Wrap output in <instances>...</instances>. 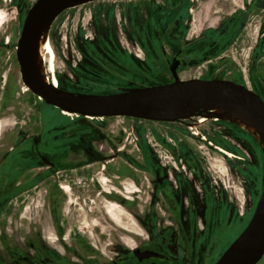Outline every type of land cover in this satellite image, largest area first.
<instances>
[{"label":"rangeland","instance_id":"374dc122","mask_svg":"<svg viewBox=\"0 0 264 264\" xmlns=\"http://www.w3.org/2000/svg\"><path fill=\"white\" fill-rule=\"evenodd\" d=\"M35 1L0 0V74L9 73L8 90L17 112L8 128L15 121L22 122L17 126H26L30 139L41 128L48 132L41 145L43 157L29 154L30 162L39 169L27 172V178L38 176L42 182L31 194L34 199L28 198L23 225L12 238L40 237L51 250H61L55 241L65 238L61 242L66 249L104 262L155 243L177 256L180 264L215 263L247 226L261 195L264 151L256 137L226 120L210 118L199 125L196 121L201 116L174 122L65 116L32 93H24L15 49ZM158 2L161 0L98 1L63 13L50 25L57 55L54 69L46 72L43 60L42 71L47 77L55 71L57 81L61 80L59 88L83 94H114L123 88L165 84L155 82L168 73L158 64L156 42L147 41L137 27L146 20L148 6H159ZM212 2L210 11L202 14L201 1H195L189 36H196L205 26H216L221 17L242 5V0ZM158 25L154 17L152 30ZM244 27L242 39L249 43L240 55L233 47L209 55L193 52V47L186 55L188 64L179 71L180 79L200 76L264 88V76L258 71L264 63L247 66L259 23ZM167 52L171 54L169 49ZM134 74L140 76L128 87L127 77L133 79ZM144 74L151 81L142 79ZM57 169L54 179L59 185L68 184L71 191L58 190L54 228L42 196L46 178ZM101 177L107 180L105 186L98 181ZM170 197L175 200L174 209L168 208ZM110 201L127 213L124 225L128 230L106 215L104 207Z\"/></svg>","mask_w":264,"mask_h":264},{"label":"flooded vegetation","instance_id":"af4514ba","mask_svg":"<svg viewBox=\"0 0 264 264\" xmlns=\"http://www.w3.org/2000/svg\"><path fill=\"white\" fill-rule=\"evenodd\" d=\"M195 1H201L203 10L202 14L208 13L213 4V0H161V2H158L159 6H154L156 8L155 12L153 11L154 7L152 5L148 6L146 11L147 18L143 22L145 25L142 23V25L137 26L141 27V32L144 33V37L147 41L154 39L160 56L158 64L168 72L167 74H161L160 80L155 82L159 83V81H165V84L172 82L173 77L170 71V65L173 63L178 64L176 71L178 78L180 79L179 71L185 68L188 64L186 55L190 54L193 47V52L198 54L204 53L205 55L216 54L223 50L230 51L229 47H233L235 54L240 55L241 52L245 50V47H248L247 44L249 43V41L242 39L243 35L241 30L246 28L244 27L246 23L251 22L259 23V29L257 31L258 39L254 41L253 47L250 48L247 66L253 67L259 63H264L262 62L264 59V0H246L245 2L242 0V5L238 6V10H235L227 17H221L216 26H205L201 28L196 36H189V24L193 20L192 13L195 11L194 9L197 8L195 6ZM190 3L192 4L189 6ZM69 10L70 9L63 13ZM144 11L145 9L141 10V16ZM154 13L156 14L154 15ZM154 17L159 22L156 30H152L151 28V20ZM2 18V13H0V27L2 26ZM136 23L139 22L137 21ZM49 35L51 40L50 26ZM51 45L53 47L52 41ZM53 49L55 51L54 47ZM168 49L171 51V54L167 52ZM144 54L146 56V53ZM135 66L139 67L137 64ZM258 71L264 76V68H262V70L259 69ZM48 73H51V76H49L50 78H47L52 80V82H54V80L57 81L55 71L53 73ZM136 76L140 75L134 74L132 76L133 79H131V76L130 78L126 76V84L128 87L134 85L133 80H136ZM126 77L122 78L125 79ZM141 78L150 80L146 74L141 76ZM9 79L8 72L0 74V84H2L0 85V264H180L177 256L171 255L170 252L163 250L155 243L140 245L130 252L117 255V257L104 262L96 256L85 257L81 255L84 257L82 258L80 255L78 256L75 254V250L66 249L61 242L65 241V238H57L55 241L58 246H61V250L58 248H55V250L49 249L45 241L40 237L35 239H28V237L12 238L15 235H18L19 227L23 225L22 218L27 212L28 198L30 197L34 199V196L31 194L34 193L33 191L38 188L39 184L42 182L39 181L40 179H38V176L27 178V172H31L33 169H39L37 166L32 165L33 162H30L29 154L34 153L36 154V157H43L41 145L46 137L45 135H48V132L43 131L41 128L36 132V137L30 139L28 134L29 129L26 126H17V124L21 125L22 122L15 121L14 126L8 128V124L10 123L9 120L11 118L17 119V112L13 109L11 89L8 90ZM195 79L205 78L199 76ZM58 81L61 82L59 78ZM58 81L55 83L56 85L52 86L58 87ZM244 85L247 86L246 84ZM248 88L254 90L259 96L264 95V88L262 86H257L256 88V86L252 84L251 87ZM121 90L122 89H119V92ZM22 91L24 93L30 92L24 84ZM36 98L43 102L41 98L37 96ZM60 112L62 115H65L62 111ZM65 116L72 115L69 114ZM87 118L92 119L91 117ZM237 127L241 129L239 126ZM241 130L244 131L243 129ZM194 134H197V132H194ZM28 150L29 152H27ZM220 151L228 157H233V154L229 151L224 149H220ZM228 154H231L232 156H229ZM154 171L156 172L155 169ZM52 172L53 173L46 178L48 184L44 191L45 195L41 196L43 199L42 204L45 203L47 205L49 221L55 228V211H57L59 207L58 190L61 189L65 194H69L71 188L66 183L59 185L58 181L54 179V174L58 173V169L52 170ZM49 178H52V180L48 181ZM98 181L103 186L107 183V180L104 177L99 178ZM64 185L69 188L68 192L63 189ZM172 200L173 199L170 197V202L168 203L169 209L175 208V200L173 202ZM104 208L106 215L113 223L128 230V227L124 225V219L127 213L122 206L116 202L110 201L107 202V205ZM182 230L183 232L185 231L184 229ZM137 250H139V253L143 251H152L157 253L159 257L144 258L141 260L137 258L134 259V251ZM138 255L135 254V256ZM260 261H263L262 264H264V255ZM191 262H194L193 258L191 259Z\"/></svg>","mask_w":264,"mask_h":264},{"label":"water","instance_id":"95a60500","mask_svg":"<svg viewBox=\"0 0 264 264\" xmlns=\"http://www.w3.org/2000/svg\"><path fill=\"white\" fill-rule=\"evenodd\" d=\"M98 1L128 0H36L24 19L16 46L21 79L26 88L49 106L84 118L128 117L153 122L180 121L206 112L198 102L227 104L252 115L256 141L264 151V101L244 84L227 79L181 80L178 64L170 65L172 82L122 89L114 94H83L54 87L37 67L33 50L39 31L64 11ZM191 103V104H190ZM134 251V259L159 257L152 251ZM138 255V256H135ZM264 255V183L250 221L214 264H257Z\"/></svg>","mask_w":264,"mask_h":264},{"label":"bare ground","instance_id":"6f19581e","mask_svg":"<svg viewBox=\"0 0 264 264\" xmlns=\"http://www.w3.org/2000/svg\"><path fill=\"white\" fill-rule=\"evenodd\" d=\"M33 55L36 59L37 67L42 73L45 80L51 85H56L55 83L57 81L54 80V82H52V80L47 78L45 73L42 71V65H40V63L44 60V63L46 64V72L47 70H52L54 68L55 54L51 45L49 25L45 26L41 31H39L36 46L33 50ZM199 107H201L200 109L204 110L206 113L198 118L197 124H204L208 122L210 118L222 119L224 121L226 120L232 122L233 124L239 126L241 129L252 135H256L257 130L255 127V123L253 121L252 115H250L249 113L230 107L227 104L216 105L210 102H198L196 104V108ZM63 114L69 115V113L66 112H63ZM228 155L232 156L231 154ZM65 185L63 186V189L68 192L69 188Z\"/></svg>","mask_w":264,"mask_h":264}]
</instances>
